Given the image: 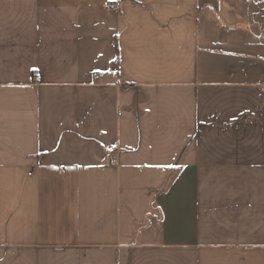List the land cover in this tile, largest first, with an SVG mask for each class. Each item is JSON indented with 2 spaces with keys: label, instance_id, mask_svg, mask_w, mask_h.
<instances>
[{
  "label": "crops",
  "instance_id": "0c3cea01",
  "mask_svg": "<svg viewBox=\"0 0 264 264\" xmlns=\"http://www.w3.org/2000/svg\"><path fill=\"white\" fill-rule=\"evenodd\" d=\"M0 264H264V0H0Z\"/></svg>",
  "mask_w": 264,
  "mask_h": 264
},
{
  "label": "built area",
  "instance_id": "2783aa9c",
  "mask_svg": "<svg viewBox=\"0 0 264 264\" xmlns=\"http://www.w3.org/2000/svg\"><path fill=\"white\" fill-rule=\"evenodd\" d=\"M107 5L109 7H111V8L114 7V4H112V3H109ZM39 81H40L39 77L35 76V78H34V84L36 85Z\"/></svg>",
  "mask_w": 264,
  "mask_h": 264
}]
</instances>
